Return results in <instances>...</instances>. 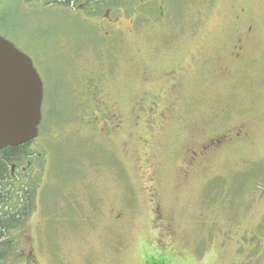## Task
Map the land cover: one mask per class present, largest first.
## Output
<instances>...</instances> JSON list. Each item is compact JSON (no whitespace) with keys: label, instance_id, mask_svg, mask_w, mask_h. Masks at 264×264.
<instances>
[{"label":"rangeland","instance_id":"1","mask_svg":"<svg viewBox=\"0 0 264 264\" xmlns=\"http://www.w3.org/2000/svg\"><path fill=\"white\" fill-rule=\"evenodd\" d=\"M0 35L46 120L0 264H264V0H0Z\"/></svg>","mask_w":264,"mask_h":264},{"label":"water","instance_id":"2","mask_svg":"<svg viewBox=\"0 0 264 264\" xmlns=\"http://www.w3.org/2000/svg\"><path fill=\"white\" fill-rule=\"evenodd\" d=\"M43 100L44 85L31 58L0 36V150L38 138Z\"/></svg>","mask_w":264,"mask_h":264},{"label":"trees","instance_id":"3","mask_svg":"<svg viewBox=\"0 0 264 264\" xmlns=\"http://www.w3.org/2000/svg\"><path fill=\"white\" fill-rule=\"evenodd\" d=\"M45 123L46 120L43 118L39 134L43 131ZM32 142L0 150V249H3L0 251L1 261L12 253L11 250L16 244V240L4 238L10 237L12 231L23 225L34 203L35 192L29 191L26 187L17 190L16 184L20 182V174L12 176L13 167H20L25 159L31 156L26 150Z\"/></svg>","mask_w":264,"mask_h":264},{"label":"flooded vegetation","instance_id":"4","mask_svg":"<svg viewBox=\"0 0 264 264\" xmlns=\"http://www.w3.org/2000/svg\"><path fill=\"white\" fill-rule=\"evenodd\" d=\"M252 32V31H251ZM1 36V35H0ZM4 38V37H3ZM6 39V38H5ZM8 40V39H7ZM11 42V41H10ZM236 51H240V50H236ZM225 141V138H221V140L215 138V139H210L207 141V145H204V149L206 150L208 148H219ZM15 167V166H14Z\"/></svg>","mask_w":264,"mask_h":264}]
</instances>
